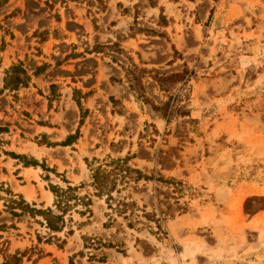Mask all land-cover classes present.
I'll return each instance as SVG.
<instances>
[{
	"label": "rangeland",
	"instance_id": "1",
	"mask_svg": "<svg viewBox=\"0 0 264 264\" xmlns=\"http://www.w3.org/2000/svg\"><path fill=\"white\" fill-rule=\"evenodd\" d=\"M113 44L125 54L94 50ZM129 58L150 72L149 98L179 96L186 115L167 120L139 100ZM13 66L28 87L4 89ZM185 66L193 75L169 94L151 78ZM0 124V186L38 209L55 210L50 186L66 182L93 201L91 217L67 216L60 247L41 218L13 217L2 193L0 264L16 254L21 264H264V0H0ZM109 158L156 180L120 195L139 217L106 227L90 166ZM83 236L101 245L85 248Z\"/></svg>",
	"mask_w": 264,
	"mask_h": 264
},
{
	"label": "trees",
	"instance_id": "2",
	"mask_svg": "<svg viewBox=\"0 0 264 264\" xmlns=\"http://www.w3.org/2000/svg\"><path fill=\"white\" fill-rule=\"evenodd\" d=\"M161 23H166V18L162 16ZM95 52L110 50L119 55L125 54V51L117 44L111 46L96 45L94 48ZM131 65L125 68V75L129 84V88L136 94L137 98L142 102L151 105L154 111L161 112L165 119L170 120L176 114L186 115L187 112H183L180 107V97L179 96H169L167 102L162 105H157L152 99L147 95L146 87L144 84V79L148 72L145 68H141L136 65L131 58H129ZM193 71L189 70L188 67L182 71L173 72L170 74H151V78L159 86L162 92L169 94L173 88L182 84L185 85L189 78L193 75ZM31 80V76L28 74L27 70L23 69L21 66H13L6 73L5 78V90L18 91L21 87H28ZM80 101H78V104ZM9 132L8 126L0 124V135ZM78 133V132H77ZM69 137L63 145H71L70 142L76 137ZM1 142V141H0ZM6 155L11 156L14 159L24 160V166L26 167H38L41 166L36 160H27L25 156L17 155L12 152H6ZM129 158L125 159H112L104 161L94 168L90 166L91 171V187L95 191L94 196L100 200H104L110 214H106L108 217V222L104 226H111L113 222L116 221L117 217L129 218V216H137V204L131 197L120 196L122 192L131 184H138L142 181H151L155 178L148 176L141 170L132 167L129 164ZM44 168V166H42ZM46 171H50L48 168H44ZM156 180V179H155ZM159 182H168L162 177L157 179ZM174 180H169V182ZM67 188L63 189L57 186H50V191L55 197L54 207L47 209H38L35 204H29L26 200L20 196L15 195L8 189H4L0 186V201L5 199L2 197V193L9 196V199L5 201L6 208L8 212L15 218L28 216L36 221L37 218H41L45 228L49 231L46 240L48 242L57 241L60 242V247L66 243L57 234L65 231L68 225L67 216L71 215L72 212H77L81 217L88 215V218L93 215L92 206L93 201L88 196H81L80 190L83 186H72L69 182ZM117 194L118 196H114ZM81 210H78V208ZM142 216L149 222H154L158 231H162V224L155 214L147 213L145 210H141ZM130 227L132 224L129 225ZM68 235H72L73 231L67 232ZM38 240L41 241L42 237L38 236ZM85 242V248H95L100 246L99 240H95L86 236H83ZM98 241V242H97ZM100 244V245H99ZM111 248H114L112 244H109ZM22 259L16 255H7L5 264H21ZM70 264H74L73 260Z\"/></svg>",
	"mask_w": 264,
	"mask_h": 264
}]
</instances>
